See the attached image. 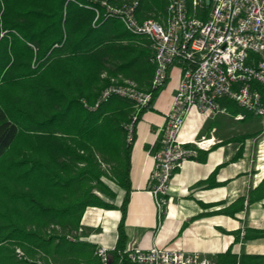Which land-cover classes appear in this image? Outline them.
I'll use <instances>...</instances> for the list:
<instances>
[{
	"label": "trees",
	"instance_id": "obj_1",
	"mask_svg": "<svg viewBox=\"0 0 264 264\" xmlns=\"http://www.w3.org/2000/svg\"><path fill=\"white\" fill-rule=\"evenodd\" d=\"M134 1L139 2V21L165 20L167 0H0V264H48L55 255L59 264H96V251L80 240L85 236L71 240L80 229L85 232L82 222L89 208L121 212L113 254L126 251L137 126L146 113L156 111L154 104L168 84L152 89L155 66L148 38L129 33L118 19L105 18L103 2L120 8ZM112 80L152 92L136 121L134 104L119 97L96 111L85 108L84 103L95 105ZM255 87L264 103V86ZM220 104L234 121L238 115L245 116L237 121L242 123L254 118L231 100ZM259 133L229 138L212 150L240 144L233 159L237 162L246 142ZM208 155L199 151L196 161L206 163ZM103 164L113 165L116 184L125 193L120 208L101 197L116 198L104 181L110 177ZM219 169L196 188L224 186L216 182ZM263 201L264 179L229 207L192 221L236 219ZM202 206L210 210L220 205ZM225 234L234 236L236 244L264 239V230L251 228ZM216 263L264 264V255L239 257L230 247Z\"/></svg>",
	"mask_w": 264,
	"mask_h": 264
},
{
	"label": "built area",
	"instance_id": "obj_2",
	"mask_svg": "<svg viewBox=\"0 0 264 264\" xmlns=\"http://www.w3.org/2000/svg\"><path fill=\"white\" fill-rule=\"evenodd\" d=\"M103 7L106 19H118L129 33L150 41V62L155 66L153 90L167 84L174 66L182 68L181 83L157 156L158 170L151 191L161 217L167 214L173 202L168 196L176 171L188 161H196L199 151L210 152L218 144L214 137L181 141L180 136L194 111L204 121L229 115L220 104L221 100L228 99L264 121L262 94L255 87V84L264 86V0H167V16L162 22L139 21L136 16L138 1L120 8L103 2ZM96 12L97 21L100 13ZM114 97L134 104L133 121H136L150 104L153 94L130 81L119 84L112 80V85L101 93L95 105L84 103V106L96 111ZM244 119V115L235 117L237 121ZM132 132L131 126L129 141ZM261 148L264 154V141ZM79 232L83 233V229ZM16 254L24 256L20 249ZM124 254L131 264H217L212 254L187 252L180 247H137ZM95 256L97 264H110L107 247L99 245ZM38 264L47 263L39 261ZM48 264L54 263L49 260Z\"/></svg>",
	"mask_w": 264,
	"mask_h": 264
},
{
	"label": "crops",
	"instance_id": "obj_3",
	"mask_svg": "<svg viewBox=\"0 0 264 264\" xmlns=\"http://www.w3.org/2000/svg\"><path fill=\"white\" fill-rule=\"evenodd\" d=\"M182 79V68H172L170 79L165 89L154 104L155 112L146 113L137 126V138L132 149L130 180L132 193L127 208L126 233L128 237L126 251L141 247L175 248L180 247L187 252L212 254L215 259L233 247V254L239 257L246 255H264V239L235 243V237L225 232H235L246 228L264 230V201L251 206L232 219L227 216H212L192 221L205 213H212L229 207L239 198L247 196L264 179L262 166H257L253 159L255 143L248 140L243 156L233 162L241 145L230 143L209 152L206 163L188 161L181 170L175 173L170 186L168 198H172L167 214L160 217L156 200L152 194L154 175L158 170L157 156L161 151V141L167 126L168 116L172 111ZM229 117V115H222ZM214 119L204 121L200 115L193 113L183 130L181 141H200L214 137L218 144L226 141L221 136L222 125L214 126ZM237 121V120H236ZM201 136L198 139V136ZM252 154V161L251 159ZM264 162V158H263ZM219 169L216 182L224 186L207 190L196 188L206 181L216 169ZM122 190V189H121ZM117 202L120 208L123 198ZM202 205H220L210 210ZM120 211L102 209L89 210L82 223L83 228H97L92 225L102 224V232L94 231L83 242L89 243L95 252L99 245L109 249L110 264H131L127 255L115 256L118 233L117 227L121 219ZM185 224L188 228L181 233ZM86 230V229H85ZM87 231V230H86ZM51 257L54 264H59V255ZM96 264L98 258L94 256ZM84 263V262H83ZM87 264V263H85ZM95 264V263H94Z\"/></svg>",
	"mask_w": 264,
	"mask_h": 264
},
{
	"label": "rangeland",
	"instance_id": "obj_4",
	"mask_svg": "<svg viewBox=\"0 0 264 264\" xmlns=\"http://www.w3.org/2000/svg\"><path fill=\"white\" fill-rule=\"evenodd\" d=\"M213 123H221V129L222 131L221 136L222 138L225 139H229L232 137H236V136H240V135H244V134H254V133H259L264 129V121L262 119L256 118L254 117L251 121H248L246 123H242V122H237L232 120L230 117H226L224 116V118H221V115L217 116L216 118H214V120H212ZM255 143V153H254V157L253 159L255 160L257 166H262L261 169L264 171V162H263V158H264V154L262 152V148H261V144L264 141V130L259 133L256 137H253L252 139H250V141ZM250 161H252V154H251V159ZM103 168L105 171L108 172L109 174V179H104L105 183L107 184V186L109 187V189L116 195L115 199H111L109 197L103 196L101 195L102 199L108 203H112L114 205L117 204V202L120 200V198H122L123 196V192L121 190V188L116 184L115 181V174H114V167L113 165H107V164H103ZM96 210L97 208H89L86 212V214L88 213L89 210ZM85 214V216H86ZM84 216V218H85ZM84 218H83V222H84ZM92 225L94 227H97L96 229L94 228H84L86 229L85 232L81 233V232H77L72 234L73 238H78V237H84L85 238H89V235L91 233H93L94 231L96 232V234H99L100 232H102V228H100L102 226V224H95L92 223ZM84 239V238H82ZM22 251V250H21ZM23 253V251H22ZM24 254V253H23Z\"/></svg>",
	"mask_w": 264,
	"mask_h": 264
},
{
	"label": "bare ground",
	"instance_id": "obj_5",
	"mask_svg": "<svg viewBox=\"0 0 264 264\" xmlns=\"http://www.w3.org/2000/svg\"><path fill=\"white\" fill-rule=\"evenodd\" d=\"M193 113L197 114L195 111H194ZM193 113H192V114H193ZM192 114H191V115H192ZM197 115H198V114H197ZM200 116H201V115H200ZM182 133H183V132H182ZM181 136H182V134H181ZM181 136H180V139H181Z\"/></svg>",
	"mask_w": 264,
	"mask_h": 264
},
{
	"label": "water",
	"instance_id": "obj_6",
	"mask_svg": "<svg viewBox=\"0 0 264 264\" xmlns=\"http://www.w3.org/2000/svg\"><path fill=\"white\" fill-rule=\"evenodd\" d=\"M209 2V1H208Z\"/></svg>",
	"mask_w": 264,
	"mask_h": 264
}]
</instances>
